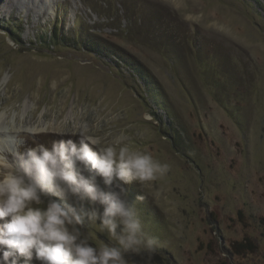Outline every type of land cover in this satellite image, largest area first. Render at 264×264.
<instances>
[{"label": "rangeland", "instance_id": "374dc122", "mask_svg": "<svg viewBox=\"0 0 264 264\" xmlns=\"http://www.w3.org/2000/svg\"><path fill=\"white\" fill-rule=\"evenodd\" d=\"M84 127L169 166L125 185L157 239L126 264H264V0H0V148L19 166ZM82 232L115 243L87 220Z\"/></svg>", "mask_w": 264, "mask_h": 264}, {"label": "clouds", "instance_id": "9594fccd", "mask_svg": "<svg viewBox=\"0 0 264 264\" xmlns=\"http://www.w3.org/2000/svg\"><path fill=\"white\" fill-rule=\"evenodd\" d=\"M7 134L0 129V135ZM77 134L79 143L61 140L15 154L19 166L0 148V264H19L21 258L24 264L33 259L39 264H126L129 252L155 251L157 239L144 231L125 185L145 186L164 177L169 166L150 153L120 146L123 136L100 147L86 127L72 133ZM77 162L118 191L103 190L77 169ZM76 195L103 206L102 213L70 202ZM86 220L115 243L97 240L95 232L85 235Z\"/></svg>", "mask_w": 264, "mask_h": 264}, {"label": "trees", "instance_id": "16d2710c", "mask_svg": "<svg viewBox=\"0 0 264 264\" xmlns=\"http://www.w3.org/2000/svg\"><path fill=\"white\" fill-rule=\"evenodd\" d=\"M6 25H8V26H5V29H6V31H10V30H12L14 33H15V31H17L16 32V35H14L16 38H14L15 39V41H17V42H19V43H21L22 44V39H21V33H22V30H17V28H14V27H12V26H10V24L7 22V24ZM61 30H62V27H59V28H53L52 30H51V33H50V39L52 40V42H53V44L54 45H57V44H59V41L60 40H63V39H65V37H64V35H63V33L61 32ZM42 41V40H41ZM92 43V44H91ZM94 42H90V44L91 45H93L94 47H91V48H96V47H99V46H101V44L100 43H97V44H93ZM86 47V46H85ZM89 49V48H88ZM40 144V143H39ZM42 144V143H41ZM243 241V240H242ZM245 241V242H244ZM244 241L243 242H241V241H237L238 243H235V245L237 244L239 247H248V248H252V242L249 240V239H244Z\"/></svg>", "mask_w": 264, "mask_h": 264}]
</instances>
